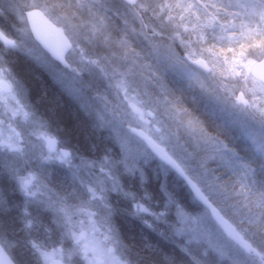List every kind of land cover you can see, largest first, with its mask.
Returning <instances> with one entry per match:
<instances>
[{
	"label": "rangeland",
	"instance_id": "374dc122",
	"mask_svg": "<svg viewBox=\"0 0 264 264\" xmlns=\"http://www.w3.org/2000/svg\"><path fill=\"white\" fill-rule=\"evenodd\" d=\"M95 1L97 9L88 10L76 9L74 3V9H70L58 0H0V7L12 11L19 21L15 48L51 73L121 151L119 160H105V165L98 166L91 161H81L84 167H80L72 154L57 147L53 136L26 131L23 127L28 125V112L15 83L0 65V82L6 81L10 86L9 90L0 86V143L26 157L27 165H21L20 169H26L29 174L25 173L18 180L20 191L36 202H40V198L48 200L53 212L58 211L55 214L61 219L58 224L67 235L64 245L39 247L32 244L40 264H57L58 261L129 264L127 256L124 259L120 255L119 242L109 224L107 201L111 194L123 189L119 176L124 175L129 181L135 176L142 179L143 169L150 170L165 185L179 180L181 195L185 194L189 206L182 208L169 201L173 207L170 220L176 237L200 248V253H210L227 262L225 264H260L223 234L208 210L195 201L186 184L159 162L143 141L147 137L161 147L204 196L214 200L223 218L264 260V228L258 230L260 224L255 229L251 217L247 216L251 213L247 201H236L239 194L229 191L222 181L226 178L217 180L216 167L208 166L211 163L225 166L237 157L223 141L208 134L195 116L178 108L174 96L166 89L167 78H163L165 72L177 73L194 86L210 111L238 130L264 163V86L254 81L248 71L260 60L259 53L242 55L234 61H228L221 50L205 54L201 40L188 34L189 28L183 27L169 9L165 11L161 0H140L134 7L123 0ZM178 1L188 11L190 1ZM253 1L264 8V0ZM32 8L42 10L64 28L72 44L64 64L56 63L28 39L24 12ZM111 9H118L122 15L126 26L124 34L108 21V16L104 17L105 10L107 15L113 16ZM190 11H201L205 19L217 22V12L212 15L199 1L196 6H190ZM140 13L144 21L140 20ZM198 59L207 63L209 74L192 66ZM65 65L66 68L62 67ZM25 138H31L32 144H26ZM51 167L62 170L79 188L68 190L65 197L52 196L43 174ZM119 167L121 170L117 173ZM133 207L139 218L159 219L139 203Z\"/></svg>",
	"mask_w": 264,
	"mask_h": 264
},
{
	"label": "trees",
	"instance_id": "16d2710c",
	"mask_svg": "<svg viewBox=\"0 0 264 264\" xmlns=\"http://www.w3.org/2000/svg\"><path fill=\"white\" fill-rule=\"evenodd\" d=\"M58 1L69 5L70 9H97L95 0ZM188 1L190 3L187 11L178 0H161L165 11L169 9L183 27L189 28L188 34L201 40L204 53H218L221 50V54L228 61L255 52L261 58L264 57V23L260 24L264 20V8L261 4L253 0ZM197 1L212 15L216 14L214 11L217 12V22L205 19L200 15L201 11H190V6H196ZM111 15L113 16L107 15L105 10L104 17L108 16V21L124 34L126 26L118 9H111ZM141 15L143 13H140V20ZM144 20L145 18L142 19ZM18 29L19 21L17 22L13 12L4 6L0 7V30L17 43L18 36L15 31ZM28 39L32 42L29 34ZM0 65L7 71L13 84L15 83L21 102L28 112V125L23 127L26 131H40L53 136L57 147L72 154L75 163L80 167H84L81 161H91L94 166H98L105 165V160L110 162L121 158V151L112 138L98 128L51 73L24 51L7 47L0 42ZM163 78H167L169 87L166 83V89L170 90V96H174L178 108L195 116L208 134L223 141L237 157L225 166L221 163H211L208 166L216 167L217 180L226 178L222 181H225L229 191L239 194L236 201H247L245 202L249 205V213L251 212L247 216L249 219L251 217V224L255 229L261 224L258 230L263 229L264 163L261 156L239 132L221 123V118L204 104L201 94L194 86L182 80L177 73L165 72ZM25 139L26 144H32L31 138ZM21 165H27L26 157L20 152L6 149L0 143V244L14 264H40L32 244L39 247L64 245L67 235L58 224L60 218L55 215L58 211L53 212L48 200L43 201L44 198H40L41 201L36 202L20 191L18 180L25 173L29 174L26 169H20ZM120 170V167L117 168V173ZM143 171L142 179L135 176L129 181L128 177L119 176L123 189L119 193L111 194L107 201L109 224L119 242L120 255L124 259L127 256L129 264L227 263L216 259L210 253H200V248L176 237L170 220L173 207L169 201L182 208L188 205L185 194L181 195L179 180L166 182L165 185L150 170ZM43 174L52 189V196H67L68 190L79 188L74 180L56 167H51L49 171L44 170ZM208 200L216 205L212 198ZM135 203L143 205L156 214V217L159 216V219L139 218L134 211ZM59 214L63 215L60 211Z\"/></svg>",
	"mask_w": 264,
	"mask_h": 264
},
{
	"label": "water",
	"instance_id": "95a60500",
	"mask_svg": "<svg viewBox=\"0 0 264 264\" xmlns=\"http://www.w3.org/2000/svg\"><path fill=\"white\" fill-rule=\"evenodd\" d=\"M130 3L136 2L137 0H126ZM25 19L33 40L37 45L47 53L51 58L57 61H63L64 57L71 48L70 42L64 34L63 29L53 25L47 17L39 10H31L25 14ZM0 41L6 45L12 43L0 32ZM195 67L208 73L210 72L209 67L204 60H195L192 63ZM251 77L264 86V58L257 61L252 65L249 70ZM0 86L9 90V85L2 81ZM145 142L149 151L163 164L169 166L179 177H181L187 183L190 191L194 198L202 205H204L214 222H216L226 236L232 240V242L246 252L247 255H256L260 264H264V260L259 256L255 250L247 243L241 235H239L234 227L225 220L219 212L209 203L206 197L200 192L196 185L186 177L182 169L175 163L161 147L153 142L150 138L144 137ZM0 264H14L10 259L9 255L5 252L3 247L0 245ZM58 264H62L59 262Z\"/></svg>",
	"mask_w": 264,
	"mask_h": 264
},
{
	"label": "flooded vegetation",
	"instance_id": "af4514ba",
	"mask_svg": "<svg viewBox=\"0 0 264 264\" xmlns=\"http://www.w3.org/2000/svg\"><path fill=\"white\" fill-rule=\"evenodd\" d=\"M250 258H255V259H256V257H255V256H252V257H250Z\"/></svg>",
	"mask_w": 264,
	"mask_h": 264
}]
</instances>
